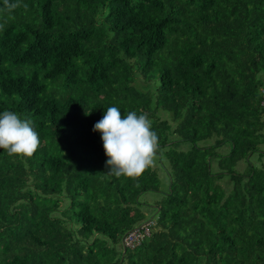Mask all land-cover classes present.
Listing matches in <instances>:
<instances>
[{"label": "trees", "instance_id": "trees-1", "mask_svg": "<svg viewBox=\"0 0 264 264\" xmlns=\"http://www.w3.org/2000/svg\"><path fill=\"white\" fill-rule=\"evenodd\" d=\"M19 2L0 11V113L41 144L0 149V264H264V0ZM112 106L158 134L137 180L106 175Z\"/></svg>", "mask_w": 264, "mask_h": 264}, {"label": "clouds", "instance_id": "clouds-1", "mask_svg": "<svg viewBox=\"0 0 264 264\" xmlns=\"http://www.w3.org/2000/svg\"><path fill=\"white\" fill-rule=\"evenodd\" d=\"M3 4L0 11L9 14L20 6L19 0L15 3L3 0ZM24 7L27 8V5ZM3 27L0 24V29ZM93 131L101 134L107 157L106 167L109 169L106 175L137 180L155 164L159 137L152 130V121L147 113L138 115L136 111H130L125 115L118 107H108L103 117L95 123ZM40 144L39 134L30 119H21L17 113L9 110L0 113V149L8 156L31 158ZM151 223L148 221L135 229Z\"/></svg>", "mask_w": 264, "mask_h": 264}, {"label": "built area", "instance_id": "built-area-1", "mask_svg": "<svg viewBox=\"0 0 264 264\" xmlns=\"http://www.w3.org/2000/svg\"><path fill=\"white\" fill-rule=\"evenodd\" d=\"M264 94V90H263ZM151 235V224L143 225L130 231L124 238L123 243L127 248H135L141 245Z\"/></svg>", "mask_w": 264, "mask_h": 264}, {"label": "rangeland", "instance_id": "rangeland-1", "mask_svg": "<svg viewBox=\"0 0 264 264\" xmlns=\"http://www.w3.org/2000/svg\"><path fill=\"white\" fill-rule=\"evenodd\" d=\"M253 161L256 164L259 163L256 158H254ZM239 168H240V166H239ZM160 175H161L160 177L162 178V182H163L162 189L163 190L164 189H167L169 187V184H170L169 183V180H168V178H167V176H166V174L164 172H160ZM152 197H155V195L151 193V194L143 195L142 199L145 200V201L146 200L149 201V199L152 198ZM148 212H147V214H148V220H150L154 216L155 213L152 210H148Z\"/></svg>", "mask_w": 264, "mask_h": 264}, {"label": "water", "instance_id": "water-1", "mask_svg": "<svg viewBox=\"0 0 264 264\" xmlns=\"http://www.w3.org/2000/svg\"><path fill=\"white\" fill-rule=\"evenodd\" d=\"M124 250H125V248H124Z\"/></svg>", "mask_w": 264, "mask_h": 264}]
</instances>
